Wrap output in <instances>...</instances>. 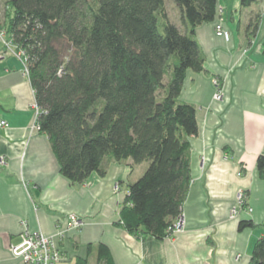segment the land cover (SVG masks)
<instances>
[{
  "label": "trees",
  "instance_id": "obj_1",
  "mask_svg": "<svg viewBox=\"0 0 264 264\" xmlns=\"http://www.w3.org/2000/svg\"><path fill=\"white\" fill-rule=\"evenodd\" d=\"M172 1L183 29L168 19L163 0H8L0 24L24 59L38 130L48 137L60 173L82 183L94 172L104 175L110 159L146 162L127 185L118 222L134 236L157 240L181 215L191 182L196 109L179 94L188 71L205 70L194 30L221 17L218 0ZM260 18L259 11L250 14L249 40ZM255 163L264 180V153ZM253 226L238 223L240 230ZM261 227L250 264H264ZM88 255L73 264H88ZM95 264H115L104 243L96 246Z\"/></svg>",
  "mask_w": 264,
  "mask_h": 264
},
{
  "label": "crops",
  "instance_id": "obj_2",
  "mask_svg": "<svg viewBox=\"0 0 264 264\" xmlns=\"http://www.w3.org/2000/svg\"><path fill=\"white\" fill-rule=\"evenodd\" d=\"M255 3L261 18L250 40L245 35L250 14L243 22L240 14L236 18L242 12L239 0H218L228 41L215 35L214 21L194 30L205 70L188 71L179 94L196 109L191 182L182 206L184 227L162 240L134 236L118 222L140 164L110 159L104 175L94 172L82 183L60 173L48 137L35 124L34 91L24 63L0 38V120L8 123L0 128V264H23L11 247L25 230L54 239L61 252L57 264H73L77 256L88 255L89 246L88 264H95L100 242L115 264H250L264 224V180L255 163L264 153V0ZM225 9L233 25L223 17ZM214 79L220 82V100L213 97ZM239 191L252 211L229 218ZM70 214L81 221L78 229L69 227ZM241 220L254 226L240 230Z\"/></svg>",
  "mask_w": 264,
  "mask_h": 264
},
{
  "label": "built area",
  "instance_id": "obj_3",
  "mask_svg": "<svg viewBox=\"0 0 264 264\" xmlns=\"http://www.w3.org/2000/svg\"><path fill=\"white\" fill-rule=\"evenodd\" d=\"M214 33L216 36L223 38L224 40L228 41L230 39V32L225 29L221 20L215 23L214 25ZM0 38L4 43V46H12L10 42L6 41L4 33L0 32ZM22 62L24 63V70L25 73L28 75V69L24 62L22 55L16 52ZM2 54L0 53V58ZM215 100H220L222 97L221 87L219 81L214 79V95ZM34 109V117H35V124L36 127L37 123V116L39 114V108L37 107L36 103L33 106ZM8 123L4 120H0V128H7ZM3 159L0 158V164H3ZM246 194L244 191H239L235 198V204L233 207L230 208L228 212L229 218H235L239 216L242 212H251L252 208L249 207L246 203ZM68 225L70 228L78 229L81 226V221L79 218L74 215L70 214L68 218ZM184 227V220L183 217L180 215L176 217L166 231L167 237H171L176 233L182 231ZM11 254L19 258L23 264H57L61 259V252L56 245L54 239L52 237L46 236L41 232H29L25 230L22 234L21 241L11 247Z\"/></svg>",
  "mask_w": 264,
  "mask_h": 264
},
{
  "label": "rangeland",
  "instance_id": "obj_4",
  "mask_svg": "<svg viewBox=\"0 0 264 264\" xmlns=\"http://www.w3.org/2000/svg\"><path fill=\"white\" fill-rule=\"evenodd\" d=\"M7 1L8 0H0V24L3 23V15L2 14H3L4 9L7 8V4H6ZM163 1H164V6L166 9L167 15H168V19L183 29L182 22L180 19L179 8L177 7V5L172 0H163ZM240 8H241L242 12L239 13V11H237L236 18L237 17L239 18V14H240L241 22H243L244 18L248 15V13L251 14L252 12H256L258 10L256 3H251L249 6H242ZM8 12H10V10H8ZM234 13H236V12H234ZM222 15L224 18H226V20L228 21V23L230 25H233V23L231 22V20L229 18V16H230L229 10L225 9L224 12L222 13ZM236 22H237V19L234 22L235 28H236ZM146 165H147L146 162H142V163H140V165H135V166H137V167H135L136 168L135 170L138 172L141 169V171L143 172L144 167Z\"/></svg>",
  "mask_w": 264,
  "mask_h": 264
}]
</instances>
